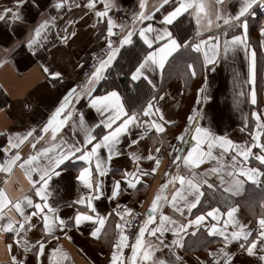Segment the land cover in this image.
Returning a JSON list of instances; mask_svg holds the SVG:
<instances>
[{
    "label": "snow or ice",
    "instance_id": "obj_1",
    "mask_svg": "<svg viewBox=\"0 0 264 264\" xmlns=\"http://www.w3.org/2000/svg\"><path fill=\"white\" fill-rule=\"evenodd\" d=\"M29 3L37 10L43 7L41 0H14L13 7L0 12V22L22 26L27 22L24 9ZM236 3L238 10L233 13L224 7L225 0H214V8L207 0H159L151 10L147 8V0H139L130 22H117L110 15L118 10L116 0H84L83 5L76 0H49L48 9L56 14L48 9L41 12L40 22L22 42L33 55H38L41 49L47 50L48 43L53 47L56 42L66 45L77 35L75 30H70L76 21L69 19L55 32V39H49L53 29L60 28L61 13L73 7L83 6L93 13L96 18L93 28L104 25L97 36L103 46L99 53L90 54L92 63L84 83L66 90L39 129L29 126L24 131L0 133L6 137L5 144L0 145L3 157L0 172L10 176L18 166L25 170L30 184L29 192L17 197L0 188V232L15 234V244L22 249V255L33 252L35 264H43L40 258L46 255L48 238L58 241L57 231L67 235L68 230H78L91 221L96 225L91 235L99 239L107 231L108 217L114 214L119 222L115 224L108 264H187L181 250L187 247L186 238L197 237L201 229L208 237L216 238L219 246L208 251L209 259L197 257V264H235L238 254L258 256L264 262V195L259 201L262 211L252 226L239 218L242 206L236 199L245 192L246 185H264V101L258 104L257 51L249 41L247 19L254 15L256 6L264 7V0H236ZM166 5L170 10L165 9ZM157 13L161 14L160 26L155 23ZM184 13L195 19L192 35L180 27L179 18ZM213 29L217 35H205ZM259 33L264 37V25ZM260 45L264 47V40ZM137 47L139 52L131 56L126 75L137 91L141 85L147 87L150 98L134 106V102L126 104L115 86L98 92L109 82L118 58ZM241 51L248 59V76L241 80V74L234 71V83L251 85L247 96L253 106L252 128L249 130V116L244 115V126L240 129L248 131L247 139L238 141L226 133L218 134L210 124L203 123L204 113L193 109L183 130L174 137L179 146L166 142L163 138L166 126L174 125L175 121L166 119L159 106L158 101L165 97L159 94L162 89L158 88L156 77L163 80L166 68L179 59L184 60L179 71L196 77L197 64L205 72L215 71L218 61L234 64ZM85 64L87 61L77 63L76 67L83 70ZM43 71L54 81L53 87L65 79L62 71L47 66ZM207 89L205 77L204 85L198 89L203 95L197 103L210 99ZM245 95L241 90L237 98ZM82 100L99 115L98 121L89 123L85 112L76 107ZM134 128L142 131L131 138ZM150 133L153 134L150 138L159 145L154 148L155 155L151 150L147 154L130 151L134 168L122 171L119 179L113 178L107 199L117 200L122 192L137 189L143 177L155 174L162 162L159 158L162 148L171 158L174 171L164 174L165 179L145 213L116 203L111 212L101 215L97 202L106 195L104 178L112 173L114 158L122 155L123 140L130 138L129 147L139 145ZM45 136H48L46 145L37 148ZM25 146L31 149L26 155L22 154ZM143 160L154 162V166L143 168ZM205 164L208 167L201 169ZM54 178L67 179L69 186L79 185L78 195L69 205L75 208L74 214L67 219L60 214L59 206L52 203ZM4 183L7 185L8 181ZM134 225L136 232L131 233ZM37 227L43 238L33 242L29 234ZM234 243L235 250L230 247ZM7 247L11 250L12 245ZM125 249L129 250L127 255ZM47 259L48 264H62L69 254L57 245L50 248ZM10 264H26V255L24 259L12 255Z\"/></svg>",
    "mask_w": 264,
    "mask_h": 264
},
{
    "label": "crops",
    "instance_id": "obj_2",
    "mask_svg": "<svg viewBox=\"0 0 264 264\" xmlns=\"http://www.w3.org/2000/svg\"><path fill=\"white\" fill-rule=\"evenodd\" d=\"M48 2L49 0H41L43 7L40 10L33 8L30 3L27 4L24 9L27 22L22 26L14 27L9 23L0 22V62H2L0 63V133L24 131L29 126H35L34 123L37 119H45L46 121L66 90L69 87L84 83L85 78L82 76V70L77 68L76 64L84 61L88 62L90 54L95 52L97 47L103 45V41L98 40L97 36L103 30L104 25L93 28L92 24L96 22L93 13L83 6L80 8L73 7L70 11L66 9L61 13L60 28L53 29L49 39L54 40L55 32L61 30L64 22L69 19L76 21L70 30H75L77 35L66 45L56 42V46L53 47L51 43H48L47 50L41 49L38 55H33L32 51L22 42L27 39L32 28L40 22V13L48 9ZM76 2L83 5L84 0H76ZM116 3L118 8L123 7L126 10L128 20H131L132 13L137 11L139 6V0H116ZM158 3L159 0H147L148 10H151ZM207 3L213 8L215 7L214 0H207ZM13 5L14 0H0V12L5 8L13 7ZM97 7L100 8L101 5L98 3ZM224 7L233 13L238 10L236 0H225ZM165 9L170 10L167 5ZM48 10L51 11L50 9ZM161 11L163 12L164 9ZM253 11L255 15H249L247 19L249 41L257 51L256 88L259 104L264 101V47L260 45V41L264 40V37H261L259 33V28L264 25V7L256 6ZM114 13H110V15H114ZM51 14L55 15L56 13L51 11ZM183 15L190 16L195 23L194 17L189 15V13H184ZM160 19L161 14L157 13L155 17L156 26H160ZM256 20L261 24L258 28L255 27L258 25ZM217 34L215 29L205 33L206 36ZM251 36H256L258 46L251 42ZM188 62H191V60ZM183 63L184 60L179 59L178 62L167 67L163 80L156 77L158 88L160 89L164 85V89L159 94L163 95L165 99L158 101L159 106L162 108L166 119L175 121L174 125L166 126L167 131L163 134L164 140L172 143L174 137L183 130L192 107V99L196 100L203 95L198 92V89L204 85L205 77H207L208 82L207 95L210 96V99L207 101L202 100L200 111L204 113L203 123L205 125L210 124L218 134L226 133L238 141L247 139L248 131L241 132L240 129L244 126V115L249 116V130L252 128L253 118L250 116V112L253 106L250 105L247 96L251 85L244 83L242 86H237L234 83V71L241 74V80L247 79L248 59L244 53L242 51L237 53L234 64L231 62L226 63L221 59L216 63L215 71L205 72L197 64L196 77H190L179 71ZM45 66L52 70L62 71L65 74V79L53 87L54 81L43 71ZM140 89L149 91L144 85H141ZM241 90L246 95L237 98V93ZM25 105H28V107H25ZM76 107L85 112L86 120L89 123L98 121L99 115L94 109L87 108L83 100L76 104ZM64 131L67 133L68 129L66 128ZM141 131L142 129L134 128L131 138H136ZM152 135L150 133L149 137H145L139 145L131 147H129L128 143L130 138L125 137L123 140L121 145L122 155L114 158L112 173L104 178L106 195L97 202L98 211L101 215H107L111 212L115 208L116 203L127 204L138 211H147L151 200L159 191V187L165 179L164 174L174 171L167 151L162 148L159 154L162 162L155 174L143 177L137 189H128L122 192L117 200L107 199V195L111 191L113 178L119 179L122 171L133 170L134 168V162L129 156L130 151L147 154L151 150L155 155L154 148L159 145L150 138ZM156 135L159 136L161 134ZM47 140L48 136H45V141L40 142L37 148L45 146ZM4 142H6V137L0 135V145ZM189 146L185 145V148ZM30 150V146H25L22 154L26 155ZM2 159L3 157L0 155V160ZM76 163L77 165L80 164V162ZM253 164H255L254 161ZM141 166L145 169H150L154 166V162L143 160ZM204 167H208V165H202L201 169ZM33 178H35V175ZM5 180L8 181L7 185L4 183ZM0 188H6L7 193L12 197L28 193L30 184L25 170L17 166L13 169V173L10 176L0 172ZM78 188L79 185L69 186L67 179L54 178L52 181V203L55 206H59L60 214L66 219L74 214L75 208L69 205L76 199ZM169 191H171V186ZM262 195H264V185L248 184L242 196L236 198L242 206L239 218L242 222L249 223V226L255 224L257 214L262 211L259 207ZM164 211L167 212L168 209L165 208ZM117 222H119V218L115 217L114 214L108 217L106 223L107 231L102 232L99 239L91 235V232L96 227L94 222L91 221L82 224L78 230H68L67 235L64 232L57 231L56 235L59 240L48 238L49 243L46 244V255L40 259L43 264H48L47 253L51 247L58 245L69 254V259L62 261V264H108L111 250L110 244L113 240ZM29 235L33 242L36 239L43 238L39 227ZM68 237L71 238L69 239ZM15 240L16 236L14 233L0 232V264H10L12 255H16L18 259H24L26 255V264H35L34 253L29 252L22 255V249L15 244ZM186 241L187 247L181 250V254L187 264H197V257L204 260L209 259L208 251L219 246L216 238L208 237L204 229L200 230L197 237H188ZM200 241L205 243H200ZM9 244L12 245L11 250L7 247ZM230 247L235 250L237 245L234 243ZM164 252L166 254L167 249ZM235 264H264V262L260 261L258 256L249 257L247 254H238Z\"/></svg>",
    "mask_w": 264,
    "mask_h": 264
},
{
    "label": "trees",
    "instance_id": "obj_3",
    "mask_svg": "<svg viewBox=\"0 0 264 264\" xmlns=\"http://www.w3.org/2000/svg\"><path fill=\"white\" fill-rule=\"evenodd\" d=\"M179 20L180 27L184 32L188 33L189 35L194 34L195 23L190 16L183 15L179 18ZM253 20L255 19L253 18ZM256 21L258 25L255 27L258 28L261 24L258 20ZM251 42H253L255 46H258L256 36H251ZM137 52H139V47L132 50L131 53H125L122 58H118V65L113 68L109 82L107 84H103L102 87L98 89V92L104 91L105 88L110 89L111 87L115 86L125 97L126 104L134 102V106L142 105L146 99L150 98L147 96L148 91H142L141 89V91H137L133 85L129 83V77L126 75L130 66L129 60L131 59V56L135 55ZM181 67H183V65H181ZM160 89L163 90L164 85H162Z\"/></svg>",
    "mask_w": 264,
    "mask_h": 264
},
{
    "label": "built area",
    "instance_id": "obj_4",
    "mask_svg": "<svg viewBox=\"0 0 264 264\" xmlns=\"http://www.w3.org/2000/svg\"><path fill=\"white\" fill-rule=\"evenodd\" d=\"M254 15H255V13H254ZM114 17H115V19L117 20V22H130V20H128V17H127V13H126V10L123 8V7H121V8H118V10H115V13H114ZM102 46L103 45H101V46H99V47H97V49H96V53H99L100 52V49L102 48ZM92 63V61H91V59L87 62V64L85 65V67H84V69L82 70V76L85 78V73L88 71V67H89V65ZM201 106H202V100L199 102V103H197V100L193 103V105H192V108H191V110H190V114L189 115H191L192 114V110L193 109H201ZM42 122H45V119H37L36 121H35V127H37L38 129H39V127H40V125L42 124ZM186 123H187V121H186ZM186 125V124H185ZM186 139H187V137H186ZM172 143L173 144H177L178 146H179V142L178 141H176V140H173L172 141ZM5 144V142L4 143H2L1 145H4ZM184 147H185V145H184ZM171 159V158H170ZM141 214H143V213H145L146 212V210H140L139 211ZM140 218L138 217L137 218V220H139ZM130 232L131 233H134V232H136V227H135V225L130 229ZM128 249H125V254L127 255L128 254Z\"/></svg>",
    "mask_w": 264,
    "mask_h": 264
},
{
    "label": "rangeland",
    "instance_id": "obj_5",
    "mask_svg": "<svg viewBox=\"0 0 264 264\" xmlns=\"http://www.w3.org/2000/svg\"><path fill=\"white\" fill-rule=\"evenodd\" d=\"M194 100H195V99L193 98L192 101H191V104H192V105H193V103H194L196 100H198V99H196L195 101H194ZM191 108H192V107H191ZM190 110H191V109H190ZM189 114H190V112H189ZM186 121H187V120H186ZM186 121H185V124H186ZM185 124H184V127H185ZM173 140H174V139H173ZM173 140H172V141H173Z\"/></svg>",
    "mask_w": 264,
    "mask_h": 264
}]
</instances>
